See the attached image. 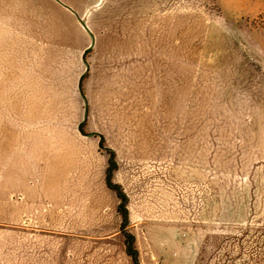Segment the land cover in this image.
I'll return each instance as SVG.
<instances>
[{
  "label": "rangeland",
  "instance_id": "rangeland-1",
  "mask_svg": "<svg viewBox=\"0 0 264 264\" xmlns=\"http://www.w3.org/2000/svg\"><path fill=\"white\" fill-rule=\"evenodd\" d=\"M173 10L180 16L182 75L189 74L187 70L193 66L196 83L202 85L191 97L182 95L181 154H188L190 147L192 159H204V131L207 130L206 159L211 152L212 185L207 181L206 214L204 210L195 232L181 231L176 219L169 221L171 230L155 229L152 241L142 218L147 209L142 199V191H147V179L144 177L143 186L130 173L140 176L156 170V148L147 147L143 142L148 141L150 128L157 121L149 118L150 105L142 102L141 86L143 82L146 84L149 65L155 63L157 45L151 39L161 32L160 15L167 16ZM257 11L256 0H0V179L3 174L9 178L18 175L15 167L22 155L27 173L36 171L37 174L42 170L32 158V150L21 149L12 126L19 118L14 113L28 108L31 98L66 95L73 105L76 98L82 97L79 80L87 75L82 85L85 100L84 86L91 83L87 86L89 95L84 115H88L90 108V126L99 131L100 123L94 116L98 105L93 102L102 74L99 58L105 53L116 54L114 46L104 53L100 47L105 43L104 36H118L129 29L134 36L132 54L142 57L139 76H134L140 89L133 96L132 109L127 107L120 112L123 136L112 137V144L123 167L122 183L128 187L131 232L140 241L138 246L143 257H153L154 242L165 248L167 264H264V181L253 180V166L262 163L256 161V154L264 150L259 141L264 138V100L255 95L257 82L245 80L250 75L241 66L246 62L259 64L264 73V31L250 22ZM139 33L142 34L138 38ZM225 36L230 39L229 49L223 44ZM88 51L84 63L83 55ZM237 65L241 70L232 71ZM165 150V183L170 185L165 211H176L180 193L174 191L172 176L167 172L172 151H167V146ZM104 161L105 156L101 158L102 165ZM57 170L47 164L45 171L49 176L33 186L37 194L45 193L52 199L47 204H32L39 224L42 220L49 223L46 227L41 224L42 231L36 236V263L75 264L86 257L94 264L98 262V257H94L96 251L77 242L76 247L73 240L59 233V202H52L59 200L62 189L63 174L60 170L57 174ZM24 180L29 189L35 182L32 175ZM34 194V190H30V195L24 194L28 199L26 205H31L29 199ZM95 198L104 207L110 204L112 212L106 221L113 229L115 194L102 181ZM147 207L149 211L156 210L154 204ZM149 223L157 226L156 222ZM194 240L199 254L189 257L192 251L178 245L191 244ZM120 243L121 239L109 243L111 264H130ZM139 262L142 263L141 257ZM12 263L11 256L5 258L4 264ZM152 264L164 262L153 259Z\"/></svg>",
  "mask_w": 264,
  "mask_h": 264
},
{
  "label": "crops",
  "instance_id": "crops-1",
  "mask_svg": "<svg viewBox=\"0 0 264 264\" xmlns=\"http://www.w3.org/2000/svg\"><path fill=\"white\" fill-rule=\"evenodd\" d=\"M173 8L175 9V7ZM160 20L162 21L161 32L151 39L157 45L153 57L155 63L149 65L146 84L143 82L141 86L142 97H144L142 102L150 105L148 107L149 118L157 121L155 127L150 128L148 141L143 142L147 147L155 146L156 148V170L147 172L145 175L141 173L140 176L135 172L130 173L143 186L144 177L147 179V191H142V199L147 209L142 213V218L145 220L144 229L148 231L151 237L155 229L157 231L171 230V222L169 223V221L176 219L179 222L181 231H185V233L195 232L197 221L203 219L202 213L204 210L206 214L207 181L208 185H212L211 152L209 153L210 158L206 159L207 130L204 131V159H192L190 147L188 154H181L182 95L191 97L196 92L195 89L202 87V85L196 83L197 77L192 74L196 71L193 66H190L187 70L189 74L182 75L179 13H175V10H173L167 16L160 15ZM130 34L119 33L118 36L112 37L111 34L104 36L105 43L100 47L101 53H104L114 46V49L116 47V54L106 55L105 53L99 58V67L102 69V74L99 75L100 83L93 96V102L98 105L94 116L100 123L98 125L99 131H95L96 129L90 126V108L88 115L86 117L84 115L89 95L87 86L91 82L86 83L87 85L84 86L85 100L80 90L82 77L79 80V91L82 97L79 98L80 101L76 98L75 104L72 105L69 96L66 95H47L37 97L36 100L31 98L28 102L30 104L28 108H23L21 113H14L15 118L19 116L12 123L16 140L22 150L26 148L32 150L33 154L31 156L33 155L32 158H34L35 163L40 164L42 170L37 174L36 171H33V174L32 172L27 173L26 162L23 161L22 155L20 157L22 160L20 159L17 162L18 166L15 167V170H18V175L9 178L8 175L3 174L0 179V264H4L5 258H10V256L13 260L12 264H37L36 236L39 231H42L39 229L41 228L40 225L44 226L45 224L44 227H46L49 223L42 220L43 223L39 224L38 214L32 204H47L52 199L46 197L45 193L37 194L36 187L33 186H37L38 182L49 176V173L45 171L49 163L63 174L62 182H60L62 189L59 191V200L52 201L59 202L57 211L61 226L59 233L63 238L73 240L75 246L77 242L84 248L89 250L92 248L93 252L96 251L94 257H98V262L96 261L94 264H99V262L101 264H111V251L108 246L113 240L121 239L119 246L123 243L126 254L125 238L120 230L122 219L118 214L120 201L106 185L108 156L100 150V139L92 136V134L102 136L105 140V147L115 152L118 170L114 173L113 181L124 189L129 198L130 206L128 187L122 183L123 167L118 151L112 144V137L123 136L122 123L120 122L122 115H120V112L127 107L130 110L132 109L133 96L140 89V87L138 88L139 84L137 86L134 82V66L131 61L134 36L132 33ZM223 40V44L229 49L230 39L225 36ZM85 53L83 55L84 63ZM246 60H248L247 56ZM239 65L234 67L232 71L241 70V66H243L250 75L245 77V80H251L252 83L257 82V88L254 89L255 95H259L264 100V73L259 64L251 63L253 65L251 66L246 62L241 66ZM234 75L237 76L235 73ZM81 124L85 125L84 131L88 133L86 134L88 136L81 134ZM126 140L128 141V139ZM259 141L264 145V138ZM125 144L128 143L125 142ZM166 146L168 147L167 151H172V160L167 162L169 165L167 166V172L169 176H172L174 191L177 190L180 193L179 207L176 211L172 209L165 211L170 188V185L165 183L166 162L163 159V153L166 151ZM170 146L171 149H169ZM201 146L202 142L200 151ZM183 147H185L184 144ZM209 147L211 148V144ZM103 156H105L104 165L101 164ZM182 157L186 158L182 159ZM256 161L258 163L261 161L263 164L253 166V180L254 182H262L264 181L262 180L264 178V150L256 154ZM64 168L65 171H63ZM170 168L172 171H170ZM58 170L56 171L57 174H59ZM56 173L54 172L55 175ZM31 175L35 182L30 185L29 189L25 187L24 179L31 177ZM10 179H12V183ZM102 181L105 183L107 190L115 194L117 199V206L113 207V210L116 211L114 218L116 225L113 226V229L106 221L112 212L110 204L104 207L95 198L96 193L101 190ZM20 190L22 193L17 194ZM30 190H34L35 194L29 199L32 202L31 205H26L28 199L24 194L30 195ZM209 199H211L210 193ZM148 204L156 205V210L149 211ZM129 206L130 227L128 231L133 234L131 232L133 225L131 224L132 215ZM48 207H51V205ZM149 221L153 224L156 222L157 228L149 225ZM139 243L140 241L136 239V249L142 263L152 264L153 259H155L160 263L167 264L166 259L164 260L167 257L163 252L165 248L153 242V257L147 259L143 257L138 246ZM178 246L185 247L187 251H192L189 257H195L199 254L195 240L191 244L185 242L184 245L179 244ZM165 247L168 246L165 245ZM126 257L130 264H133L132 259L127 254ZM75 264L91 263L84 257V260L78 259Z\"/></svg>",
  "mask_w": 264,
  "mask_h": 264
},
{
  "label": "trees",
  "instance_id": "trees-1",
  "mask_svg": "<svg viewBox=\"0 0 264 264\" xmlns=\"http://www.w3.org/2000/svg\"><path fill=\"white\" fill-rule=\"evenodd\" d=\"M254 25V24H253ZM259 26V25H257ZM261 28V27H260ZM89 54V51L85 53V57ZM86 63V62H85ZM87 75L82 76L81 83H80V90L82 92V85L83 82L86 80ZM84 124L80 126V132L82 135L88 136L84 132ZM92 136L97 137L100 139V150L107 154L108 156V169L106 171V185L109 190L114 192L119 199L120 203L118 206V214L121 216V233L125 238V251L126 254L132 259L133 264H137L139 262V252L136 249V238L133 234H131L128 230L130 227V218H129V198L125 193L124 189L114 183L113 177L114 173L118 170V162L117 157L114 151L107 149L105 147V140L102 136L92 134Z\"/></svg>",
  "mask_w": 264,
  "mask_h": 264
},
{
  "label": "flooded vegetation",
  "instance_id": "flooded-vegetation-1",
  "mask_svg": "<svg viewBox=\"0 0 264 264\" xmlns=\"http://www.w3.org/2000/svg\"><path fill=\"white\" fill-rule=\"evenodd\" d=\"M256 3L258 5L257 15L250 22L259 25L258 28L264 31V0H256Z\"/></svg>",
  "mask_w": 264,
  "mask_h": 264
},
{
  "label": "bare ground",
  "instance_id": "bare-ground-1",
  "mask_svg": "<svg viewBox=\"0 0 264 264\" xmlns=\"http://www.w3.org/2000/svg\"><path fill=\"white\" fill-rule=\"evenodd\" d=\"M127 35L130 34V30L128 29L126 32H125ZM142 34V33H141ZM141 34L139 33L138 34V37H141ZM131 36V34H130ZM131 61L133 63V69H134V76L137 77V75L139 76V74L137 73L138 71V68L140 67V63L142 62V57H139L137 56L136 54L134 56L131 57ZM138 78V77H137Z\"/></svg>",
  "mask_w": 264,
  "mask_h": 264
},
{
  "label": "built area",
  "instance_id": "built-area-1",
  "mask_svg": "<svg viewBox=\"0 0 264 264\" xmlns=\"http://www.w3.org/2000/svg\"><path fill=\"white\" fill-rule=\"evenodd\" d=\"M137 264H143V263H141V262H138Z\"/></svg>",
  "mask_w": 264,
  "mask_h": 264
}]
</instances>
